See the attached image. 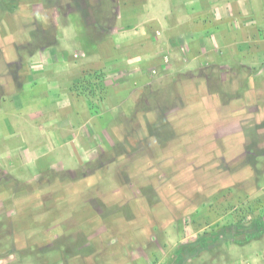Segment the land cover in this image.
Listing matches in <instances>:
<instances>
[{"label": "rangeland", "instance_id": "1", "mask_svg": "<svg viewBox=\"0 0 264 264\" xmlns=\"http://www.w3.org/2000/svg\"><path fill=\"white\" fill-rule=\"evenodd\" d=\"M58 2L84 46L107 34L97 0ZM30 5L0 0V23ZM232 63L159 76L125 110L87 104L99 123L69 118L62 134L49 115L21 119L0 139L14 153L0 165V264H264V83Z\"/></svg>", "mask_w": 264, "mask_h": 264}, {"label": "crops", "instance_id": "2", "mask_svg": "<svg viewBox=\"0 0 264 264\" xmlns=\"http://www.w3.org/2000/svg\"><path fill=\"white\" fill-rule=\"evenodd\" d=\"M58 1L56 7L30 0L27 18L15 10L0 23L1 140L15 138L21 119L47 121L49 115L58 134L69 118L99 123L101 117L86 113L87 104L125 110L141 87L186 68L220 66L222 76L235 62L252 90L255 79L264 83V0H118L108 36L85 46L82 21L68 11L63 17ZM32 42L35 50L24 54ZM16 62L19 85L8 68ZM3 90L14 99L6 109ZM9 153L0 151V165L14 157Z\"/></svg>", "mask_w": 264, "mask_h": 264}, {"label": "trees", "instance_id": "3", "mask_svg": "<svg viewBox=\"0 0 264 264\" xmlns=\"http://www.w3.org/2000/svg\"><path fill=\"white\" fill-rule=\"evenodd\" d=\"M97 4H98V7L101 11V16H100L99 20L96 21V24L98 25V27H100V30L102 28L101 32H105V33L109 34L110 30L113 28V25L117 19V16H118V13H117V11H118V0H97ZM107 34L102 36L101 39L106 38L108 36ZM42 46H47V43H43ZM33 51H34V49H31L29 52L32 53ZM8 68H9L10 75L14 78L15 82H17V84L19 85L18 73L20 71L21 64L19 62H16V63L10 64L8 66ZM208 69L210 70V69H212V67L210 66V67H207L206 69H203L200 72V76L205 77L204 76L206 74L205 72ZM252 167L255 171V174H257L258 169H257L256 165L252 164ZM201 238L198 240V243L200 242Z\"/></svg>", "mask_w": 264, "mask_h": 264}]
</instances>
